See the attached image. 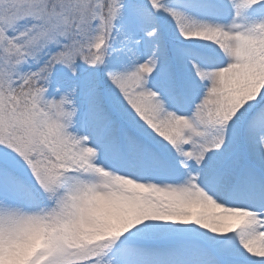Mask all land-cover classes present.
I'll return each instance as SVG.
<instances>
[{"label":"rangeland","instance_id":"1","mask_svg":"<svg viewBox=\"0 0 264 264\" xmlns=\"http://www.w3.org/2000/svg\"><path fill=\"white\" fill-rule=\"evenodd\" d=\"M263 1L205 0L202 7L195 9L185 0H175L161 6V16L173 18L169 37L189 44L188 47L172 46L174 61L182 69L181 76L174 71L172 74L179 78L176 89L165 75L169 56L160 23L145 8L130 10L132 30L127 31L122 45L123 62L108 78L113 88L131 90V96L124 100L114 98L113 110L92 93L85 103L87 125L79 133L69 129L71 108L65 101V93L62 91L54 100L55 115L46 120L50 136L57 145L68 140L78 141L80 167L94 171L93 182L82 180L70 189L74 209L69 224L72 240L68 248L63 244L59 247V262L83 258L91 249L88 245L84 247L83 241L104 239L114 230L154 243L152 248L135 250L129 264H245L243 259L254 260V248L264 244L263 185L254 183L259 178L253 167L248 166L242 177L248 176L254 181L250 190V183L244 180L238 191L233 190L234 175L229 163L238 162L243 166L248 161L246 155L242 158L235 154L230 158L220 156L234 151L230 134L220 122L235 111L240 100L252 112L264 96ZM33 2L36 10L27 12L10 6L4 17L12 19L14 13H20L43 19L44 6L49 1ZM258 5L260 8L254 9ZM57 16L69 26V17L61 13ZM101 22L99 33L102 34L105 27L104 21ZM37 34L34 44L40 36L47 35L40 29ZM95 39L99 43V36ZM184 96L191 100L188 106L182 101ZM126 123L136 125L140 136L126 134L127 155L118 157L114 163L129 175L120 177L99 162L100 156L89 159L86 156L97 151L96 141H100V133L107 124L111 129L103 141V148L108 149L104 155L112 156L113 150L122 144ZM217 127L221 130H216ZM246 133L252 147L258 149L253 152L248 147L249 161L264 175V107L251 117ZM146 145L152 164L145 179L138 182L139 190L107 177L106 173H112L136 182L142 148ZM26 151L27 146H22L20 152ZM16 152L11 149L8 153L10 161L22 164ZM164 157L171 160L176 171L165 164ZM35 178L49 190L56 175L37 173ZM19 186L0 173L3 256L12 254L13 239L8 229L10 221L1 210L6 215L16 214L29 226L37 216L42 233L36 246L41 244L45 231L44 216H40L35 198ZM15 192L30 196L25 205L21 204L23 207L19 206ZM209 202L220 212H206ZM52 219L56 225L57 216L53 214ZM167 240L177 245L168 246L169 255L165 256L167 253L158 245ZM35 249L33 246L22 253L19 261L12 262L6 257L2 264H42L46 255L34 259Z\"/></svg>","mask_w":264,"mask_h":264},{"label":"trees","instance_id":"2","mask_svg":"<svg viewBox=\"0 0 264 264\" xmlns=\"http://www.w3.org/2000/svg\"><path fill=\"white\" fill-rule=\"evenodd\" d=\"M140 1L144 2L149 7L155 9L154 6L164 2L165 0H140ZM72 2H73V6L76 7L77 10H75L74 13H70L69 14V12H72V11L67 9V12L65 11V13H64L66 16L71 15V14H73L72 16H76L78 14H82V13H80L81 10H84L87 4H90L91 2H93L96 6H100L101 9H104V12L106 14L107 19L109 20V24L110 25H112L113 22L116 19L122 17L121 13L119 12L120 7H118L116 5L117 0H104V1L103 0H72ZM49 3L51 5V7H52L51 8L52 10H54V8H58L57 7L58 6L57 5V3H58L57 0H49ZM84 3H86V4H84ZM59 4L61 5V2ZM1 6L2 5L0 3V10L2 9ZM61 14H63V12H61ZM86 17L90 18V16H88V15ZM85 21L91 22L90 19H84L82 17V15H81V18L77 20V22H79L80 24L84 23ZM84 26L82 28L87 29V30L91 29L89 23L85 24ZM78 28L82 29L79 26H78ZM3 37H4L5 41L8 39V37L6 35H4V34H3ZM77 41L83 45V46L78 45L79 46L78 49L81 50V48H82V50L84 49L85 54L86 53L90 54V56L88 58L89 60H90L91 56L93 57V59L95 57H97V55L99 53V47L93 48L91 43H86L85 44L82 39L78 38V36H77ZM74 44L77 45L76 40H75ZM25 66H26L25 63H20L19 64L17 62L15 64V66L13 67V69H12L13 74L8 77V81L9 82L5 83V85L8 86V88L6 90H7L8 94L10 95L9 98H11V95H12V98L10 99V103L13 102V100H18L20 103H23L24 100H25L26 104H28V105L31 104V105L36 106L39 109L38 112L42 111V110H44L46 108L45 105H44V101H43V97L45 95L42 94V90H43L41 88L42 85L36 86L35 85L36 84L35 81L31 80L28 83V85H26L24 87L22 86V88L15 89L16 85L18 83H21V80L25 76L24 68H23ZM66 68H67V66H66ZM66 68L61 66V65H58V66H55L53 68L52 72L55 73V74H59V75L65 76L66 78H68V82L70 84L69 86L72 87V88L76 87L78 85V83H79L80 76L77 77V76H75V74L71 75ZM28 69H30V68H28ZM28 88H32V91L30 92L29 96L24 97ZM23 98H24V100H23ZM26 124H27L28 130L30 132H32L33 131L32 130L33 126H35L36 129H37V127H40L41 121L37 122L36 125H35V122H34V120L31 117V119H26ZM48 151H50L49 148H48ZM63 156H64V151L62 149H60L59 151H57L56 157H54V158H52L51 155H45V157H46L45 161L46 162H48V161L50 162V163H48L49 166L53 165L54 167L57 168V167H59V165L57 164L58 160L60 161V163L63 166V162H64ZM44 164H45V166H47L46 165L47 163H44ZM49 236H50V234H49Z\"/></svg>","mask_w":264,"mask_h":264},{"label":"bare ground","instance_id":"3","mask_svg":"<svg viewBox=\"0 0 264 264\" xmlns=\"http://www.w3.org/2000/svg\"><path fill=\"white\" fill-rule=\"evenodd\" d=\"M192 151L196 152L195 150ZM121 182L124 184H130L134 188H137V190H139V186L141 185L137 183H131L130 181H128V179H122ZM208 204L209 205L205 209L206 212H213V213L220 212L211 204V202H209ZM8 217L9 218L7 219L10 221L8 229L10 230L9 233L13 239V246H12L13 249L11 248L10 250V253L12 252L10 256L8 255L3 256L5 254L2 252V245L0 244V264L3 263L6 257L10 258L9 261L12 260L19 261V259L23 257L26 251H28L33 246L36 247V244L38 243V238L42 233V223L39 222L37 216L33 217V221H31L32 222L31 226L26 224L24 221H21L19 218H16L15 215H10ZM251 236H253V234ZM253 255L257 259L254 258L252 264H264V244L255 247ZM8 263L9 262L5 264Z\"/></svg>","mask_w":264,"mask_h":264}]
</instances>
